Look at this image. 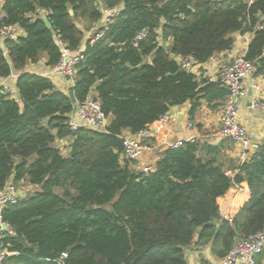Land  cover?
Masks as SVG:
<instances>
[{
	"label": "trees",
	"instance_id": "trees-1",
	"mask_svg": "<svg viewBox=\"0 0 264 264\" xmlns=\"http://www.w3.org/2000/svg\"><path fill=\"white\" fill-rule=\"evenodd\" d=\"M102 6L119 13L98 40L86 39L68 93L29 70L44 56L55 66L62 44L80 48ZM2 12L25 36L0 45V77L20 72L18 96L0 86V189L10 180L39 187L2 211L15 231L0 239L10 252L2 264H188L193 244L223 258L238 233L264 231V142L241 163L230 140H185L146 172L124 155L123 139L174 106L190 103L192 119L204 102L223 108L228 89L184 69L179 56L204 64L251 33L245 57L264 78V0H4ZM92 91L109 125L74 131L68 121ZM237 185L248 198L230 221L221 198Z\"/></svg>",
	"mask_w": 264,
	"mask_h": 264
},
{
	"label": "built area",
	"instance_id": "built-area-1",
	"mask_svg": "<svg viewBox=\"0 0 264 264\" xmlns=\"http://www.w3.org/2000/svg\"><path fill=\"white\" fill-rule=\"evenodd\" d=\"M2 0H0V39L16 40L19 37L17 25H7L2 23ZM103 14L107 17L105 26L110 20L116 16L118 9H109L102 6ZM263 19V17H261ZM264 25H260L263 28ZM146 32H141L136 42L146 36ZM251 34V33H247ZM103 35V31L95 29L89 37V40L94 43ZM87 44V42H86ZM85 47L72 49L67 45L62 44L61 57L59 62L52 66L50 75H58L72 84L76 81L79 63L85 58ZM245 53L239 54L234 58L230 64L219 68L215 63L216 69L212 74L205 75L203 72L204 64L198 63L193 56L181 57L177 60L181 66L195 73L198 77H208L210 81H220L228 91V97L221 111L220 127L213 132L212 137L218 142L222 140H230L238 145L237 155L241 163L249 160L253 154L254 146H258L254 135L241 122V105L244 98L248 95L247 82L251 83V89L256 94L252 101V106L255 109H264V82L263 77L257 74V66L253 61L246 59ZM8 93L15 96L16 92L12 89H6ZM173 116L171 109H169L161 118L152 126L140 130L138 133H126L124 139V155L132 160L141 162L142 157L147 153L156 150L159 144L152 141L154 134H163L165 127L170 123ZM68 125L72 130L77 131L80 128L91 129L93 131L103 132L109 125V117L103 111L97 95L89 94L83 102H78L73 116L68 121ZM192 123H188L187 127L192 128ZM197 140L196 136H190L186 141L194 142ZM184 141H177L175 143H167L162 141V144L167 146L178 147ZM142 170L150 172L151 166L145 165ZM19 186L10 180L4 188L0 189V238L8 233L14 235L15 231L12 225L4 221L2 216L3 209L12 203H16L23 195L20 194ZM224 219L232 221L234 215L231 211H224L221 213ZM264 251V231H259L250 235L238 233L233 247L222 258V264H258L257 258ZM10 252L0 241V264L4 262Z\"/></svg>",
	"mask_w": 264,
	"mask_h": 264
},
{
	"label": "crops",
	"instance_id": "crops-1",
	"mask_svg": "<svg viewBox=\"0 0 264 264\" xmlns=\"http://www.w3.org/2000/svg\"><path fill=\"white\" fill-rule=\"evenodd\" d=\"M3 1L4 0H2V4ZM43 14H46V12H43ZM106 18L107 17L104 15L103 20L95 26L93 31L95 29H98L100 26L105 25L107 22ZM18 32L19 37L25 36V32L21 28L18 29ZM91 34L88 33V35H86L82 48H84V46L86 45V39H88ZM235 36L236 43L231 50L215 55L207 63L204 64L205 69H203V72L205 75L212 74L215 71V63L218 64L219 68H221L224 65L232 63L234 61V58L239 54L246 52L252 34H236ZM240 38H244L245 41L243 43L239 42L240 40H242ZM5 42L6 41L0 39V45H4ZM50 69L51 67L47 66L46 64V56L43 57L40 63L32 65L29 68V70L32 72L49 77L60 90L68 93L74 84H72L71 81H68L67 79H64L58 75H50ZM19 73L20 72L15 71L8 78L0 77V86H3L5 89L14 90L16 92L15 96H18L16 84ZM247 87L249 88L248 95L246 98H244L241 105V122L254 135L257 143L260 144L264 142V109H255L252 106V101L255 98L256 94L252 91L250 82H247ZM250 91H252V94H250ZM91 93L96 95L94 91H92ZM190 108V103H185L171 108L173 118L165 127L164 133L161 135H159L158 133L154 134L155 137L152 138L153 142L159 144L158 148L153 152L144 155L141 162H137L135 164L138 169H142L145 165L151 166L152 169L154 168V164L158 160L160 155L159 152L168 147V144H162V141H166L167 143H175L177 141H185L190 136H196L198 140H210L212 143H219L217 139H214L212 137V135L213 132L220 127L222 107L211 108L206 102H204L196 112L193 119L190 115ZM189 122L192 123V128L187 127ZM126 133L129 132L127 131ZM57 143H62L63 145L68 147L69 141L63 140L58 141ZM231 145L232 151L230 152V155L237 160L238 145H236L232 141ZM229 173L232 172L230 171ZM247 198L248 193L246 192L245 188L242 185L235 186L223 198H221V213H223L224 211H231L235 216L239 211V208ZM187 258L188 264H201L202 259L210 261L211 264H222V258H218L213 254L210 244L203 246L193 244L187 250ZM262 263L264 264V259Z\"/></svg>",
	"mask_w": 264,
	"mask_h": 264
},
{
	"label": "rangeland",
	"instance_id": "rangeland-1",
	"mask_svg": "<svg viewBox=\"0 0 264 264\" xmlns=\"http://www.w3.org/2000/svg\"><path fill=\"white\" fill-rule=\"evenodd\" d=\"M79 26L81 28H85V24L84 23H78ZM89 32L86 33V35H88ZM242 40H240L239 42L243 43L245 41L244 38H240ZM244 39V40H243ZM242 45V44H241ZM95 93V92H94ZM57 145L62 149V151L64 152V154H68V148L67 146L63 145L62 143H57ZM67 145V144H66ZM18 188H19V191H20V194L25 196V195H28V194H32L34 193L36 190L39 189V187L37 186H32L31 184H29L28 182L26 181H23L21 183L18 184Z\"/></svg>",
	"mask_w": 264,
	"mask_h": 264
},
{
	"label": "water",
	"instance_id": "water-1",
	"mask_svg": "<svg viewBox=\"0 0 264 264\" xmlns=\"http://www.w3.org/2000/svg\"><path fill=\"white\" fill-rule=\"evenodd\" d=\"M43 20H44V22H45V24H46V26L48 28H51L52 27V24H51V22H50V20H49V18L47 16V14H43ZM250 94H252V91H250ZM257 149H258V146H254V148H253V154L256 153Z\"/></svg>",
	"mask_w": 264,
	"mask_h": 264
}]
</instances>
